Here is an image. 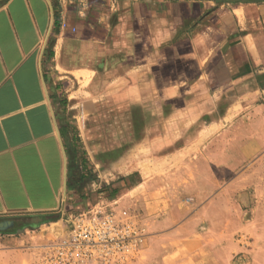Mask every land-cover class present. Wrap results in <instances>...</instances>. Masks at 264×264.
Instances as JSON below:
<instances>
[{
  "label": "crops",
  "instance_id": "0c3cea01",
  "mask_svg": "<svg viewBox=\"0 0 264 264\" xmlns=\"http://www.w3.org/2000/svg\"><path fill=\"white\" fill-rule=\"evenodd\" d=\"M263 145L264 0H0L5 230L63 220L90 183L150 263L192 264L184 219Z\"/></svg>",
  "mask_w": 264,
  "mask_h": 264
},
{
  "label": "rangeland",
  "instance_id": "374dc122",
  "mask_svg": "<svg viewBox=\"0 0 264 264\" xmlns=\"http://www.w3.org/2000/svg\"><path fill=\"white\" fill-rule=\"evenodd\" d=\"M235 137L245 143L256 135L238 129ZM236 154L238 157V151ZM248 156L242 152L239 166L228 168L225 181L212 188L206 199L211 201L209 214L195 213L184 219L187 239L201 243L192 264H264V145ZM84 189L86 200L69 207L63 220L0 231V264H152V257L142 249L149 233L140 230L138 216L129 217L122 200L92 205L98 192L90 183ZM74 195L78 200L80 191ZM95 213L98 217L112 213L125 239L111 247L93 245L84 233L75 232L79 217ZM76 242L83 245L77 247ZM60 246L61 256L57 252Z\"/></svg>",
  "mask_w": 264,
  "mask_h": 264
},
{
  "label": "built area",
  "instance_id": "2783aa9c",
  "mask_svg": "<svg viewBox=\"0 0 264 264\" xmlns=\"http://www.w3.org/2000/svg\"><path fill=\"white\" fill-rule=\"evenodd\" d=\"M74 228L75 232L79 230L84 233V235L87 236L88 243L93 245L103 243L111 247L114 244L120 243V239H125L122 232L123 229L117 226L112 213L101 215V217H98L97 213H95V215L79 217L74 223ZM74 244L77 247L83 245L77 242ZM57 252L58 255H62V246L58 248Z\"/></svg>",
  "mask_w": 264,
  "mask_h": 264
},
{
  "label": "water",
  "instance_id": "95a60500",
  "mask_svg": "<svg viewBox=\"0 0 264 264\" xmlns=\"http://www.w3.org/2000/svg\"><path fill=\"white\" fill-rule=\"evenodd\" d=\"M11 225L12 223L9 221L0 222V230H5Z\"/></svg>",
  "mask_w": 264,
  "mask_h": 264
},
{
  "label": "bare ground",
  "instance_id": "6f19581e",
  "mask_svg": "<svg viewBox=\"0 0 264 264\" xmlns=\"http://www.w3.org/2000/svg\"><path fill=\"white\" fill-rule=\"evenodd\" d=\"M58 225H59V223H54V224H53V226H58ZM54 230H55V229H54Z\"/></svg>",
  "mask_w": 264,
  "mask_h": 264
}]
</instances>
